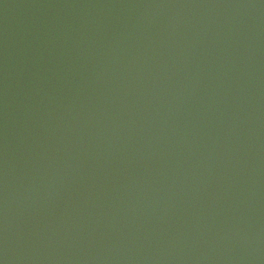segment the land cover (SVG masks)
<instances>
[{
  "label": "water",
  "instance_id": "obj_1",
  "mask_svg": "<svg viewBox=\"0 0 264 264\" xmlns=\"http://www.w3.org/2000/svg\"><path fill=\"white\" fill-rule=\"evenodd\" d=\"M5 209L9 264H264V0H0Z\"/></svg>",
  "mask_w": 264,
  "mask_h": 264
},
{
  "label": "clouds",
  "instance_id": "obj_2",
  "mask_svg": "<svg viewBox=\"0 0 264 264\" xmlns=\"http://www.w3.org/2000/svg\"><path fill=\"white\" fill-rule=\"evenodd\" d=\"M5 81H7V71H5ZM7 95V83H5V96ZM5 126H7V115L5 114ZM7 151V138L5 137V154ZM5 204H7V166L5 163ZM8 228H7V209H5V226H4V249L3 255L0 256V264H9L8 259Z\"/></svg>",
  "mask_w": 264,
  "mask_h": 264
}]
</instances>
